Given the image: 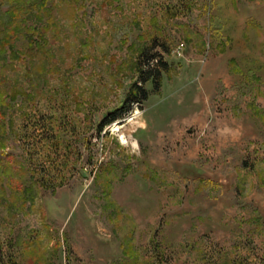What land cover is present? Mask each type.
Segmentation results:
<instances>
[{
  "label": "rangeland",
  "instance_id": "obj_1",
  "mask_svg": "<svg viewBox=\"0 0 264 264\" xmlns=\"http://www.w3.org/2000/svg\"><path fill=\"white\" fill-rule=\"evenodd\" d=\"M0 264H264V0H0Z\"/></svg>",
  "mask_w": 264,
  "mask_h": 264
},
{
  "label": "trees",
  "instance_id": "obj_2",
  "mask_svg": "<svg viewBox=\"0 0 264 264\" xmlns=\"http://www.w3.org/2000/svg\"><path fill=\"white\" fill-rule=\"evenodd\" d=\"M147 93L143 87H138L136 86L135 89H133L132 93L129 95L127 99H125V102L122 106L121 109L118 111H115L112 113V116L107 117V119L103 122V124H107L110 120L119 117L121 115H124L125 112L128 110V103L131 101H137V102H142L144 99H146Z\"/></svg>",
  "mask_w": 264,
  "mask_h": 264
},
{
  "label": "bare ground",
  "instance_id": "obj_3",
  "mask_svg": "<svg viewBox=\"0 0 264 264\" xmlns=\"http://www.w3.org/2000/svg\"><path fill=\"white\" fill-rule=\"evenodd\" d=\"M114 127H116V124H115V126Z\"/></svg>",
  "mask_w": 264,
  "mask_h": 264
}]
</instances>
